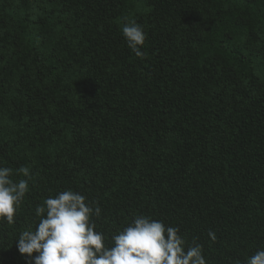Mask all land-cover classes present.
Here are the masks:
<instances>
[{"label": "trees", "instance_id": "trees-1", "mask_svg": "<svg viewBox=\"0 0 264 264\" xmlns=\"http://www.w3.org/2000/svg\"><path fill=\"white\" fill-rule=\"evenodd\" d=\"M23 166L0 264H35L19 235L65 190L99 205L106 245L144 215L206 264H247L264 250V0H0V168Z\"/></svg>", "mask_w": 264, "mask_h": 264}, {"label": "clouds", "instance_id": "clouds-1", "mask_svg": "<svg viewBox=\"0 0 264 264\" xmlns=\"http://www.w3.org/2000/svg\"><path fill=\"white\" fill-rule=\"evenodd\" d=\"M121 30L135 55L146 57L139 47L146 39L142 27L131 21ZM17 174L23 178L14 180L11 168H0V219L10 225L15 223L32 179L29 167H20ZM101 211L98 204L90 206L84 195L72 190L49 197L36 208L40 219L35 230L19 235L18 250L35 264H206L202 245L195 239L187 244L177 227H166L162 221L144 215L136 216L111 237L110 246L106 245L105 234L96 231L92 220L93 215L100 217ZM208 236L213 242L217 239L212 230ZM33 253L38 255L33 257ZM247 264H264V250H258Z\"/></svg>", "mask_w": 264, "mask_h": 264}]
</instances>
